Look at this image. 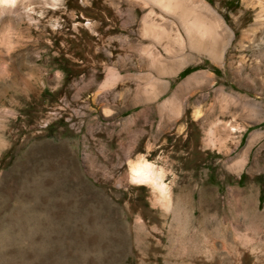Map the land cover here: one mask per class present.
Instances as JSON below:
<instances>
[{"label": "rangeland", "instance_id": "1", "mask_svg": "<svg viewBox=\"0 0 264 264\" xmlns=\"http://www.w3.org/2000/svg\"><path fill=\"white\" fill-rule=\"evenodd\" d=\"M205 1L222 63L140 0L0 18V264H264V0Z\"/></svg>", "mask_w": 264, "mask_h": 264}, {"label": "bare ground", "instance_id": "2", "mask_svg": "<svg viewBox=\"0 0 264 264\" xmlns=\"http://www.w3.org/2000/svg\"><path fill=\"white\" fill-rule=\"evenodd\" d=\"M140 1L143 4H151L157 7L161 11L162 15L167 16L168 18L171 19L170 22L173 21L176 22L178 25V30L176 29L177 32H173V33H176V36H178L182 40V42H184V45H186L189 50L197 53L205 54L208 57H210L212 60L222 63L221 61L222 51L225 48V44H223L225 42L223 41L225 40V38H227V34H230V29L228 26H226L224 21L219 18V16L216 14V12L213 10V8L210 6L208 2H206L205 0H140ZM257 4L260 6V11L259 14L257 15L258 16L257 19L264 18V3L262 1H257ZM141 32H143L145 35L153 36L155 38L154 41L157 40L160 43L164 40L161 38V36H163L164 33L166 34L165 31H161V33L157 32L156 29L154 30V28L151 25L144 26L143 31ZM229 38L231 39V35L229 36ZM167 50L169 51V49ZM180 69L177 70L176 67V70L174 71L172 70L173 72L170 71L171 75L172 73L177 74L180 71ZM162 90L164 91V89ZM165 106H167V104H165ZM171 113L174 116L178 115L179 108L177 107L171 108ZM143 158L136 160L130 164L131 179L135 182L142 184L144 182L153 184L155 188H157L162 193L163 199L167 200L168 197L167 193H169L168 190L169 188H167L166 184L163 181L162 178L163 173L157 171L154 168L152 162H149L148 160H145Z\"/></svg>", "mask_w": 264, "mask_h": 264}, {"label": "clouds", "instance_id": "3", "mask_svg": "<svg viewBox=\"0 0 264 264\" xmlns=\"http://www.w3.org/2000/svg\"><path fill=\"white\" fill-rule=\"evenodd\" d=\"M18 3L19 0H0V18L12 14Z\"/></svg>", "mask_w": 264, "mask_h": 264}]
</instances>
